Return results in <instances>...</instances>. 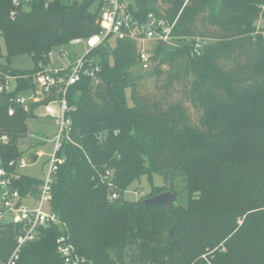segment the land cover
I'll use <instances>...</instances> for the list:
<instances>
[{"label":"trees","instance_id":"1","mask_svg":"<svg viewBox=\"0 0 264 264\" xmlns=\"http://www.w3.org/2000/svg\"><path fill=\"white\" fill-rule=\"evenodd\" d=\"M122 1L133 3L130 10L142 23L153 14L174 25L176 39L158 43L153 50L152 73L162 79L157 88L165 95L153 100L129 84L127 69L140 66L137 43L109 37L90 54L101 67L99 82L83 78L70 89L72 141L61 151L66 163L54 187L53 209L66 228L45 229L38 241L23 248L18 264H65L57 247L61 235H68L92 264H198L226 239L227 250L215 252L212 264H264V35L255 34L258 7L264 0ZM12 9L11 0H0L6 49L0 58L4 71L12 75L35 74L42 69L40 64H50L55 48L88 39L102 27L101 10L93 0L56 2L48 8L38 3L15 21L10 18ZM190 37L213 43L198 56L182 43V38ZM22 54L32 57L33 70L12 68L11 58ZM176 86L182 99L200 112L197 124L184 101L169 99ZM33 87L32 80H21L18 93ZM11 96H0V128L11 137L1 147L4 166L23 157L18 133L24 129L28 134L27 119L42 106L32 104L26 111ZM235 111L243 113L246 124L232 129L229 122ZM239 144L258 152L247 167L252 175L250 192L243 190L241 165L232 170L227 163ZM31 155L35 162V153ZM93 163L105 173L111 170L122 191L147 173L162 176L164 186L149 197L174 192L178 178L195 172L204 178L206 189L196 203L203 205L206 218L202 224L196 221L195 205L168 210L144 208L143 201L112 202L104 187L91 180ZM40 182L23 175L19 185L26 193ZM245 215L239 226V217ZM0 228V264H5L16 247L18 229Z\"/></svg>","mask_w":264,"mask_h":264},{"label":"built area","instance_id":"2","mask_svg":"<svg viewBox=\"0 0 264 264\" xmlns=\"http://www.w3.org/2000/svg\"><path fill=\"white\" fill-rule=\"evenodd\" d=\"M84 0H11L13 9L10 18L15 21L22 12H29L35 4H43L46 8L56 2L73 4ZM95 7L101 10L102 27L98 34L88 39L78 38L72 40L68 45L75 47L76 58L66 66L62 65L54 70H47L42 64V69L35 74L12 75L2 68L3 60L0 53V96L12 95L11 101L15 102L30 111L32 104H41L45 116L56 119L58 125L57 135L51 139L53 144V155L48 160L47 166L40 178V184L34 186L26 193L19 185L23 174L19 169L25 166L23 159L11 161L7 166L2 165L1 147L11 140L9 134L0 128V227L2 225L17 226V244L10 258L5 264H18L23 248L42 237L45 229L59 227L65 229L66 224L59 214L53 209L55 199L54 187L57 181L58 172L61 166L66 163V157L61 151L66 142L72 141V120L69 113L72 107L69 105L70 89L79 83L83 78H91L99 82L100 65L89 58L90 54L99 48L109 37H116L121 40H130L138 44L139 67L148 71L153 67V50L147 49V45L153 43H171L176 37L173 35L174 25L164 19H158L150 14L147 23L139 21L131 12L127 1L122 0H93ZM188 1V0H187ZM264 35V32H260ZM4 39V31L0 29V47ZM182 43L190 45L194 54L200 56L208 45V39L200 37L182 38ZM83 45L85 49L79 48ZM79 51V54H77ZM55 52L50 53L49 58ZM66 50L60 51L55 60L69 58ZM51 63V62H50ZM21 80H32L35 87L18 93ZM16 92V93H15ZM15 109H10L14 115ZM104 184L111 190L115 188L113 172L106 171L103 176ZM110 201L118 199L117 193H111ZM58 253L65 264H92L88 258L78 253L68 235H61L57 240Z\"/></svg>","mask_w":264,"mask_h":264},{"label":"rangeland","instance_id":"3","mask_svg":"<svg viewBox=\"0 0 264 264\" xmlns=\"http://www.w3.org/2000/svg\"><path fill=\"white\" fill-rule=\"evenodd\" d=\"M127 2L133 5L131 1H127ZM258 8H260L259 10H261V12L259 19L255 23V26L257 28L255 34H259L264 30V4L259 5ZM211 43H213V41L209 40L208 44ZM59 47L61 48L57 49L58 48L57 47L53 50V52L55 53L52 56V60H50V62L51 61L52 62L49 64V67H47V70H54L62 65L66 66L67 64L69 66V62L74 60L73 57H74L75 47L70 45H65V46L62 45ZM62 48L63 50H66L70 56L68 59L62 58L60 59V61H57L55 60V58L60 54ZM79 48L85 49L83 45L79 46ZM154 48H155V44L153 43L147 45V49H150L151 51L154 50ZM1 52L4 55H6V49L3 42H2V46L0 47V53ZM11 66L13 69L18 71H31L35 68V62L29 54H22L11 58ZM153 69H154V65L148 71H143L139 66L134 65L127 69L128 75L126 78L131 86L133 85L137 86L138 91L142 96H146L153 100H158V98L161 95H163L165 91L163 90L162 92L161 90H158V88L160 87L157 88V83L159 82L160 83L159 85H162L163 81L162 79L157 80L154 77L152 73ZM131 94H132L131 90H127L126 98L130 106L133 105ZM168 97L173 101H180V100L184 101V104L189 109V113L192 118L193 124L198 123L200 112L191 103L185 101L184 98L182 99L178 86H176L173 90H171L168 93ZM233 110L236 109L234 108ZM242 114L243 113L239 111H235V115L232 114V118L229 122V125L232 129L237 128V126L239 125L246 124L243 122V118L244 119L246 118ZM34 115H35L34 117L27 119L26 124L28 128V134L26 136L24 135L26 133L24 129L23 132L21 131L18 133L20 136L17 139V142L18 145H22L21 150L24 152L22 159L23 162L25 163V166L20 168L19 171L21 174L29 177L41 178L43 176V172L46 167L45 163L51 159L54 149L53 144L47 141H50L57 135L58 125L55 118L45 116L44 108H39ZM106 135L107 134H104L102 139H104ZM41 151L43 152V155ZM34 153L39 158L37 162L33 161V157L31 154ZM257 154L258 152L256 151V149H254L250 145L239 144L230 151L229 158H227L228 166H230L232 170H235L239 165H241L242 168H239L238 171L240 170L241 173L244 170L242 182H243V190L245 192H250L253 188L251 185L252 175L250 174L249 168L247 167L250 166V162L252 158ZM93 164L94 166L91 169V180L94 182L96 186L104 187L108 197H110L111 193H117L118 194V199L116 200L117 203L121 202L122 200H127L131 202L143 201L145 200L144 197H146L147 199L151 195V192L154 189L160 187L162 188L165 184L164 178L162 176L150 175L147 173L146 175H143L140 179L135 180L125 191H122L119 186H115V188L111 190L110 188H108V185L104 184L103 182V176L105 172H103V170H101V168L97 166L95 163ZM189 168L190 167H188V169L187 168L182 169V171L183 172L184 170L189 171ZM192 170H194V168H192ZM185 174L186 175H183L182 177L178 178L175 181V191L173 193L176 196V200L173 206L178 208L188 209L195 205L196 221L199 224H202L203 222L202 218H206L205 217L206 215H203L205 209L201 203H196V201L202 199L204 190L206 189L203 181L204 178L201 179V177L196 175L195 172L191 173V175L187 173ZM0 207H1V202H0ZM219 210H221V205L217 207L216 212H218ZM218 217L219 214L216 213L214 218H218ZM246 217L247 215L243 217H239L241 218L238 220L239 226L243 225L244 219ZM0 237H1V230H0ZM227 241L228 240L226 239L224 242L218 245V247H216L214 250H208V254L204 255L202 257V261H199L198 264H212V259H214L215 252L217 251L225 252L227 250L225 246Z\"/></svg>","mask_w":264,"mask_h":264},{"label":"water","instance_id":"4","mask_svg":"<svg viewBox=\"0 0 264 264\" xmlns=\"http://www.w3.org/2000/svg\"><path fill=\"white\" fill-rule=\"evenodd\" d=\"M38 159V156H36L35 161H37ZM175 200V194L172 191H166L154 197L143 200L142 205L144 208L152 207L170 210L172 209Z\"/></svg>","mask_w":264,"mask_h":264},{"label":"crops","instance_id":"5","mask_svg":"<svg viewBox=\"0 0 264 264\" xmlns=\"http://www.w3.org/2000/svg\"><path fill=\"white\" fill-rule=\"evenodd\" d=\"M77 54H79V51H78V53H77ZM73 58L75 59V58H76V56H74ZM51 62H52V61H51ZM48 67H49V65H48ZM41 152H42V151H41ZM42 155H43V152H42ZM38 160H39V159H38ZM38 160H37V161H38ZM37 161H35V162H37Z\"/></svg>","mask_w":264,"mask_h":264}]
</instances>
